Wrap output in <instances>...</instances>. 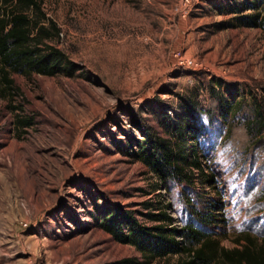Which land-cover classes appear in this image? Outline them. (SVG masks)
Instances as JSON below:
<instances>
[{
    "label": "rangeland",
    "instance_id": "obj_1",
    "mask_svg": "<svg viewBox=\"0 0 264 264\" xmlns=\"http://www.w3.org/2000/svg\"><path fill=\"white\" fill-rule=\"evenodd\" d=\"M38 1L32 35L77 67L0 84V264L142 258L95 223L110 205L146 224L165 210L227 247L263 241L264 32L221 25L239 0ZM175 120L203 154L190 181L138 155L149 134L178 151Z\"/></svg>",
    "mask_w": 264,
    "mask_h": 264
},
{
    "label": "trees",
    "instance_id": "obj_2",
    "mask_svg": "<svg viewBox=\"0 0 264 264\" xmlns=\"http://www.w3.org/2000/svg\"><path fill=\"white\" fill-rule=\"evenodd\" d=\"M0 84L11 85V72L29 74L38 72L52 75L59 71L73 72L77 64L64 52L52 45L41 47L32 35L33 29L39 30L38 22L30 17L31 12L40 9L38 0H0ZM248 10V11H246ZM231 15L221 22L223 27L254 26L264 32V0L233 1L224 8ZM231 101L223 103L225 114ZM262 123L264 116L257 112ZM263 125V124H262ZM178 136L176 151L166 140L152 137L137 140L138 155L155 168L174 172L177 177L190 181L192 172H183L185 166L203 173L202 152L197 144L186 149L185 135L194 132L187 121L175 120L172 124ZM181 177V178H182ZM155 224L140 221L133 211L114 205L106 206L100 215H93L95 223L122 243L132 244L140 253L124 257L110 264H147L154 257L178 254L174 264H264V240L257 242L250 235L240 246L227 247L219 238L199 228L191 221L181 225L172 223V216L165 210L148 212ZM203 218L211 222L210 217ZM214 219V218H213Z\"/></svg>",
    "mask_w": 264,
    "mask_h": 264
},
{
    "label": "built area",
    "instance_id": "obj_3",
    "mask_svg": "<svg viewBox=\"0 0 264 264\" xmlns=\"http://www.w3.org/2000/svg\"><path fill=\"white\" fill-rule=\"evenodd\" d=\"M184 1H188V0H184Z\"/></svg>",
    "mask_w": 264,
    "mask_h": 264
}]
</instances>
